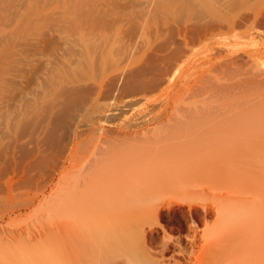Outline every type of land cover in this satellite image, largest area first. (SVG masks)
<instances>
[{"label": "bare ground", "instance_id": "bare-ground-1", "mask_svg": "<svg viewBox=\"0 0 264 264\" xmlns=\"http://www.w3.org/2000/svg\"><path fill=\"white\" fill-rule=\"evenodd\" d=\"M171 1L139 22L120 0H0V111L11 83H44L9 118L24 264H264V0H190L160 24ZM238 28L252 49L219 55Z\"/></svg>", "mask_w": 264, "mask_h": 264}, {"label": "rangeland", "instance_id": "rangeland-1", "mask_svg": "<svg viewBox=\"0 0 264 264\" xmlns=\"http://www.w3.org/2000/svg\"><path fill=\"white\" fill-rule=\"evenodd\" d=\"M120 1H122L121 3L119 2V5H118V8L116 9V12H118L119 11V13L121 12V13H123L122 15L121 14H119V13H116L115 15L117 16V15H119L120 17L121 16H124V15H126L127 13H128V15H132V17H135V18H137V20L139 21V22H142L143 21V19L146 17V15L144 14V12H146V1L147 0H138V2L136 3L135 1L136 0H129L130 2H129V4L130 3H132L131 1H133V2H135L134 4H131L130 6H128L129 4H128V1H127V4L128 5H126V1L125 0H120ZM123 1H125V3H124V5H123ZM175 1H177V3L175 2ZM186 1V2H185ZM172 0L171 2L172 3H174V4H172V8L174 9V11H173V14L172 15H170V16H168L167 14H164V13H161V14H159L160 16H158V20L161 22H159L160 24H162L164 21H167V22H170V23H174L173 21V19L174 18H179V19H177V20H179L180 22H181V19L180 18H182V21H183V17H185V11L183 10V8L185 7V6H187V4L186 3H189L190 2V0ZM188 1V2H187ZM207 0H205V1H203V2H206ZM220 2H221V0H219ZM183 2H185V3H183ZM220 2H219V4H218V6H219V9L221 8V6H220ZM27 3V2H26ZM26 3H24L23 5H21V8H23V10L21 9V10H19V11H17V13L19 14V13H21V11H22V13L21 14H23V13H25L26 11H27V9H28V3L26 4ZM178 4V5H176V4ZM56 3H54L53 5L56 7V5H55ZM135 4H136V7H134L135 6ZM180 5V6H179ZM183 6V7H182ZM217 6V7H218ZM52 7V6H51ZM55 7H52V9L53 8H55ZM119 8H121V9H119ZM128 8H129V10H128ZM182 8V9H181ZM20 9V8H19ZM25 9V10H24ZM119 9V10H118ZM123 9H125L126 11H123ZM185 9V8H184ZM123 11V12H122ZM148 11V10H147ZM126 12V13H125ZM184 12V13H183ZM184 14V15H183ZM164 15V16H163ZM166 15H167V18H166ZM16 16H20V15H16ZM115 16V17H116ZM161 17V18H160ZM165 17V18H164ZM16 18H18V17H16ZM116 18H118V17H116ZM173 18V19H172ZM177 20H175L176 22L174 23V25L175 24H177ZM163 21V22H162ZM13 24V25H12ZM11 25V27L13 28L14 27V23H12ZM10 27V25L8 26V28H7V30L8 31H11L12 30V28ZM224 30V29H223ZM227 30V29H226ZM224 31L223 33H227L228 31ZM247 30L245 29V28H238V29H236L234 32H235V34H233L234 32H232V33H230V35H229V40L231 39V41H229V42H232L233 44H234V46L235 47H229V46H227L226 44H227V41H228V33H227V35H222L221 33H219V36H218V38H219V49H218V52H219V55H220V53L222 54V55H225V54H227L229 51H228V49L229 48H232V50H233V48L235 49V50H237V51H239V52H243V53H245V50L247 51V50H249V49H252L251 47V44H248L249 43V40L248 39H245V37H246V35H244V34H247V32H246ZM222 32V31H221ZM242 32H243V34H242ZM241 34V35H243V38L240 36V35H237V34ZM221 34V35H220ZM233 35H237V37H236V39H235V37L233 38L232 36ZM245 36V37H244ZM231 37V38H230ZM224 38V39H223ZM247 38V37H246ZM263 38H264V36H263ZM245 39V40H244ZM221 40V41H220ZM233 40H239V41H244V42H239L238 41V43L236 42V41H234L233 42ZM224 41H226V42H224ZM223 42V43H222ZM228 42V43H229ZM236 43V44H235ZM205 44V45H204ZM248 44V45H247ZM197 45V44H196ZM196 45H191V47H192V51L193 52H196L197 54H202L203 52H205L206 50L205 49H207V44H206V42H204V43H202L201 45L200 44H198L197 46ZM204 45V46H203ZM74 46H78V45H74ZM250 47L249 49H248V47ZM79 47V46H78ZM221 47V48H220ZM223 47H224V49H223ZM246 47V48H245ZM228 48V49H227ZM79 49V48H78ZM77 48H75L74 50H78ZM222 49V50H221ZM225 49H227V50H225ZM72 50H73V47H72ZM72 50H71V54L73 53L74 54V50H73V52H72ZM204 50V51H203ZM224 50H225V52H224ZM244 50V51H243ZM201 51H202V53H201ZM77 52V51H76ZM200 52V53H199ZM243 53H239V54H242L243 55ZM69 54V53H68ZM71 54H69V56H72ZM68 55L66 56V57H69ZM121 57V56H120ZM120 57H119V59H120ZM64 60L63 58H60V60ZM59 59L57 58V59H55L49 66H51L52 64V66H51V68H49L48 67V69H46L45 71H49V69L50 70H53V69H60V68H62L63 66L61 65V63L63 64V62L65 61H62V62H59L58 61ZM57 62V63H60V65L58 64V66L56 65L57 63H54V62ZM64 63H66V62H64ZM64 65V64H63ZM55 66V67H54ZM59 67V68H58ZM65 67V66H64ZM63 67V68H64ZM53 68V69H52ZM220 74V73H219ZM41 75V74H40ZM40 75H38L37 76V79H36V81L37 82H39L38 80H40V82L41 81H43L42 80V75L40 76ZM39 78V79H38ZM41 78V79H40ZM18 80H21V79H18ZM16 81L15 82V86L13 85V83H11L12 85H10V86H12V87H10L9 85L7 86V88H5V89H3L4 91H6V89H7V91H6V93L5 92H3V98H1V103H4V105L6 104V108H5V106L3 105H1V109L3 110V112H2V110L0 111V147L2 146L4 149H1L2 151L4 150V154H5V156H6V158H5V160H3L2 159V161L3 162H0L1 163V165H0V178H2L3 180H1L0 179V181L2 182V184H1V186H3V188H4V190H6V185H5V182L7 183V181H10L11 179H13L14 178V176H15V174L13 173V167H12V158H11V153H10V144H8V143H10V139L12 138V133H13V130H12V118L11 117H13V115H14V112L17 110V111H19V109H23L24 107H25V105L27 104L26 102L28 101L26 98H28L30 101H33L32 99H33V95H38V93H39V91L40 92H42V90H41V88H39V86L41 87V85L43 86L44 85V83L43 82H39V84H41V85H39V84H37V82H34L33 84L31 83V82H26L25 80H24V78H23V80H22V82H21V84H19L20 82L19 81ZM24 81V82H23ZM45 82V81H44ZM25 83H27V84H29L28 86L25 84ZM43 83V84H42ZM19 84V85H18ZM33 86H31V85ZM21 85V86H20ZM26 85V86H25ZM37 85H39L38 86V89H37ZM18 86V87H17ZM29 86H31V87H29ZM14 87H15V89H14ZM23 87V88H22ZM25 87V88H24ZM29 87V88H28ZM36 87V88H35ZM11 88V89H10ZM12 88H13V92L11 91L12 90ZM33 88H35L34 90H33ZM10 89V90H9ZM19 89L21 90V92L20 93H18L19 92ZM23 89V90H22ZM37 89V90H36ZM43 89V88H42ZM10 91V92H9ZM15 91V92H14ZM26 91V92H25ZM35 91V92H34ZM24 92H25V94H24ZM38 92V93H37ZM5 93V94H4ZM8 93V94H7ZM9 93H11V94H13V93H15V95H18V96H21L22 95V97H16V99L13 101V99H14V97H12V98H10V96L9 95H11V94H9ZM32 93H33V95H32ZM37 93V94H36ZM21 94V95H20ZM24 94V95H23ZM27 94V95H26ZM30 95H32V96H30ZM9 96V97H8ZM24 96V97H23ZM28 96V97H27ZM39 96H42V94L41 93H39V95L38 96H35L34 97V99L36 100V99H40V97ZM8 97V98H7ZM32 97V98H31ZM150 98V100H153V99H155V97H157V94H154L153 96L152 95H150L149 96ZM21 98H25L24 100L22 99L21 100ZM12 99V100H11ZM18 99V100H17ZM20 100V101H19ZM25 100H26V102H25ZM6 101V102H5ZM13 101V102H12ZM19 101V102H18ZM25 102V103H24ZM14 105H13V104ZM18 103H19V105H20V107H19V105H18ZM23 103V104H22ZM142 103H144V102H142ZM22 104V105H21ZM17 105V106H16ZM15 106V107H14ZM2 107H4V108H2ZM19 107V109H17ZM142 107H144V106H142ZM16 108V109H15ZM6 110V111H5ZM20 110V111H21ZM5 111V112H4ZM14 111V112H13ZM23 111V110H22ZM1 113H4V114H1ZM13 114V115H12ZM2 115H4V116H2ZM11 115V116H10ZM8 116V117H7ZM2 117V118H1ZM7 118V120L9 119V123H7L6 121H5V119ZM3 122V123H2ZM6 122V123H5ZM5 126H7V129H6V127ZM8 126L10 127V128H8ZM108 127H111V126H107L106 128H108ZM112 128H113V126H112ZM12 130V133H10L11 132V130ZM10 130V131H9ZM84 130L86 131L87 129L86 128H84ZM78 131H81V130H78ZM87 137V135H85V136H83V139H85ZM12 140V139H11ZM9 141V142H8ZM26 141V140H25ZM9 145V146H8ZM9 148V150H7L8 148ZM7 148V149H6ZM5 149L7 150V151H5ZM0 150V153H2V151ZM8 155V156H7ZM10 157V158H9ZM4 161H6V162H4ZM2 165H4V167L2 168L1 166ZM9 168V169H8ZM2 174V175H1ZM74 174V173H73ZM72 174V175H73ZM4 175H6V176H4ZM2 176V177H1ZM5 178V179H4ZM9 179V180H8ZM16 179H18V178H16ZM57 181H55V183H56ZM5 186V187H4ZM22 190V192L21 191H16L14 194L16 195V194H18V195H21V193H23L24 192V190L25 189H21ZM27 190L29 191V189H26L25 191L27 192ZM5 192V191H4ZM21 192V193H20ZM1 195H0V264H24V256H25V254H26V247H25V243H24V241H25V235H22V234H25L24 232H22V230H24V227L26 226V223H27V220H28V218L27 217H29V215H30V211H26V210H21V211H18L17 212V210H14V211H12V212H8V210H6V208L7 209H9V208H11V206H9L10 205V203H16L17 201H19L17 198L18 197H20V196H15V197H17L16 199H14L13 201L14 202H10L11 201V199L10 200H7V197H8V194H7V190H6V192L5 193H0ZM4 198V199H3ZM20 198H22V197H20ZM6 199V200H5ZM16 200V201H15ZM7 201L8 202H10V203H7ZM7 203V204H6ZM9 204V205H8ZM5 205V206H4ZM13 205V204H12ZM4 206V207H3ZM9 206V207H8ZM6 207V208H5ZM4 208V209H3ZM6 210V211H5ZM3 212H4V214H3ZM20 212V213H19ZM8 213V214H7ZM14 213V214H13ZM8 225V226H7ZM6 227V228H5ZM4 229H6V230H4ZM8 231V234L7 233H5V232H7ZM11 232V235L13 236V235H17L16 237H18V238H16L15 239V236H14V240L12 239V236L10 235V232ZM25 231V230H24ZM15 232H16V234H15ZM18 232V233H17ZM20 233V234H19ZM10 235V236H9ZM19 235H21V237H19ZM6 236V237H5ZM23 236H24V238H23ZM10 240V241H8V239ZM20 238V239H19ZM23 238V239H22ZM18 239V240H17ZM24 240V241H23Z\"/></svg>", "mask_w": 264, "mask_h": 264}]
</instances>
